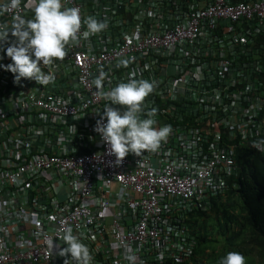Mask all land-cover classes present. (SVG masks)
<instances>
[{"label":"built area","instance_id":"2783aa9c","mask_svg":"<svg viewBox=\"0 0 264 264\" xmlns=\"http://www.w3.org/2000/svg\"><path fill=\"white\" fill-rule=\"evenodd\" d=\"M62 2L82 23L78 43L43 69L54 80L14 82L0 69V264H76L61 254L66 226L90 264L188 257V215L239 188L235 148L264 155V0ZM34 6L20 0L0 23ZM89 16L107 27L85 38ZM130 77L155 82L144 111L172 131L156 152L117 162L94 129L110 104L101 92Z\"/></svg>","mask_w":264,"mask_h":264},{"label":"clouds","instance_id":"9594fccd","mask_svg":"<svg viewBox=\"0 0 264 264\" xmlns=\"http://www.w3.org/2000/svg\"><path fill=\"white\" fill-rule=\"evenodd\" d=\"M19 4L20 0H6L0 3V14L17 8ZM81 23L78 8L65 7L62 0H35L31 18L26 19L21 15H15L11 25L0 23V51H3L11 60V63L7 65L0 63V69H6L15 74L14 82L26 78L42 86L51 83L54 75L43 69L52 65L55 60H63L70 43L73 45L78 43L77 33ZM83 23L86 31L82 33V36L85 38L107 27L105 22L98 21L93 16L85 18ZM9 35L14 38L12 41H9ZM5 44L7 47L4 46ZM127 63L128 61L120 60L117 66H126ZM106 75L101 70L93 80L97 90L102 88ZM154 87V81L130 77L110 90L101 92L110 104L105 105L94 130L108 145L110 153L117 158V162L128 153L140 156L142 151L156 152L172 131L170 125L155 127V108L144 111L145 97L152 93ZM114 105L122 107H114ZM105 118L106 122L102 123ZM195 213L197 211L188 215L187 219L188 227L194 236L189 256L182 259H166L163 264H181L190 261V264H193L192 259L198 237L193 232L190 221ZM57 238L66 245L61 250V254H70L76 264H90L92 256L89 247L73 233L71 226L64 227L62 235ZM45 243L51 249L53 238H48ZM125 259L128 264H135L136 256L129 254ZM198 264H206V261H199ZM218 264H246V258L239 252L229 251L219 258Z\"/></svg>","mask_w":264,"mask_h":264},{"label":"trees","instance_id":"16d2710c","mask_svg":"<svg viewBox=\"0 0 264 264\" xmlns=\"http://www.w3.org/2000/svg\"><path fill=\"white\" fill-rule=\"evenodd\" d=\"M234 162L239 168L236 193L212 200L190 221L198 237L193 264H218L229 251L241 253L246 264H264V155L243 145L235 148Z\"/></svg>","mask_w":264,"mask_h":264}]
</instances>
